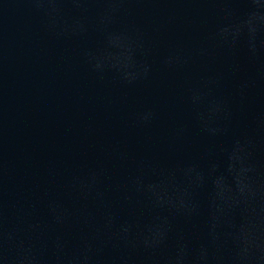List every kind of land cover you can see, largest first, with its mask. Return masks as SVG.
<instances>
[{
  "label": "water",
  "instance_id": "95a60500",
  "mask_svg": "<svg viewBox=\"0 0 264 264\" xmlns=\"http://www.w3.org/2000/svg\"><path fill=\"white\" fill-rule=\"evenodd\" d=\"M262 18L0 0V264H264Z\"/></svg>",
  "mask_w": 264,
  "mask_h": 264
},
{
  "label": "clouds",
  "instance_id": "9594fccd",
  "mask_svg": "<svg viewBox=\"0 0 264 264\" xmlns=\"http://www.w3.org/2000/svg\"><path fill=\"white\" fill-rule=\"evenodd\" d=\"M248 2L250 4H253V5H258L259 4V0H248ZM254 16H255V14L253 13V17ZM262 19H264V18H262ZM222 31H226V30H222ZM251 32H252L253 39H254L255 38V29H251ZM237 34H238V36L240 34H242V29H238L237 30ZM253 48H254V45H253ZM240 153H244L245 154V159H241L240 160V163H241L240 174H243L245 172L251 171L252 170V167L245 165V160H246V157H247L246 145H242L240 143V141H236L235 150H234V152L232 154V157L237 158V159H240V157H239V154ZM229 171L230 172L231 171H234V168H232L230 166ZM241 193L243 194V188H241ZM245 252H246V250H245Z\"/></svg>",
  "mask_w": 264,
  "mask_h": 264
}]
</instances>
